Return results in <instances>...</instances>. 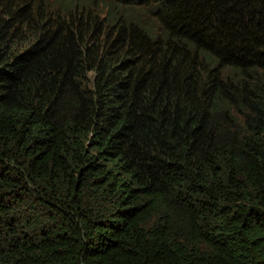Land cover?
<instances>
[{
    "label": "trees",
    "instance_id": "obj_1",
    "mask_svg": "<svg viewBox=\"0 0 264 264\" xmlns=\"http://www.w3.org/2000/svg\"><path fill=\"white\" fill-rule=\"evenodd\" d=\"M0 264H264V0H0Z\"/></svg>",
    "mask_w": 264,
    "mask_h": 264
}]
</instances>
